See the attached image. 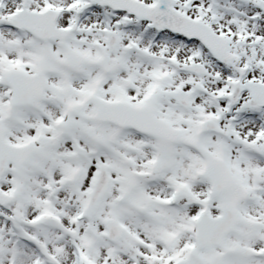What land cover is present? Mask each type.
Instances as JSON below:
<instances>
[{"label":"snow or ice","instance_id":"6c2138e0","mask_svg":"<svg viewBox=\"0 0 264 264\" xmlns=\"http://www.w3.org/2000/svg\"><path fill=\"white\" fill-rule=\"evenodd\" d=\"M0 264H264V0H0Z\"/></svg>","mask_w":264,"mask_h":264}]
</instances>
